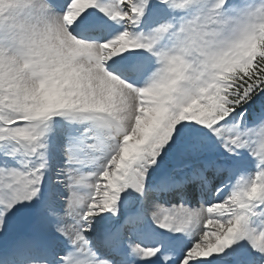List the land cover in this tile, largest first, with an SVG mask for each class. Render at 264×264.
<instances>
[{"label":"snow or ice","instance_id":"6c2138e0","mask_svg":"<svg viewBox=\"0 0 264 264\" xmlns=\"http://www.w3.org/2000/svg\"><path fill=\"white\" fill-rule=\"evenodd\" d=\"M0 264H264V0H0Z\"/></svg>","mask_w":264,"mask_h":264}]
</instances>
